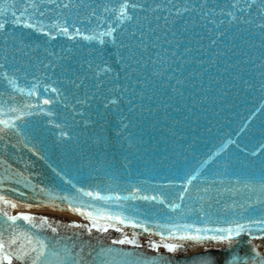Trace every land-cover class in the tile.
Listing matches in <instances>:
<instances>
[{
	"label": "water",
	"instance_id": "water-1",
	"mask_svg": "<svg viewBox=\"0 0 264 264\" xmlns=\"http://www.w3.org/2000/svg\"><path fill=\"white\" fill-rule=\"evenodd\" d=\"M0 25V264L264 262L261 0H0Z\"/></svg>",
	"mask_w": 264,
	"mask_h": 264
},
{
	"label": "snow or ice",
	"instance_id": "snow-or-ice-1",
	"mask_svg": "<svg viewBox=\"0 0 264 264\" xmlns=\"http://www.w3.org/2000/svg\"><path fill=\"white\" fill-rule=\"evenodd\" d=\"M261 3H264V0H261ZM0 27H2V25H0ZM261 27H264V25H261ZM45 103H48V101H45ZM5 203H11V201H4ZM12 207H16L15 203H12ZM4 215L8 217V220L12 221L13 223H15V221L18 219V217L15 216H9L7 212H4ZM25 221H32L33 217L30 216H23L22 217ZM108 219H111V217H108ZM45 222L46 221H42ZM123 222V221H121ZM93 226H95V222H93ZM53 231H55V229H53ZM220 231V230H217ZM239 235V232H237V236ZM191 239L195 240V239H199V237H191ZM210 239L212 240H216L219 239L220 241H224L225 239L231 241L234 239L233 236L231 235H221L219 237H211ZM168 248L169 252H174L175 249L173 246L168 245L166 246ZM0 248H2V245H0ZM33 251H35V249H33ZM40 258V254H38L36 257L32 258V264H37V261ZM5 259L7 260L8 257L5 256ZM10 264V262H9ZM137 264H139V262H137ZM194 264H235V259L230 258L228 256L224 257V259H213V258H209L208 255L206 254H197V258L194 260ZM262 264H264V262H262Z\"/></svg>",
	"mask_w": 264,
	"mask_h": 264
},
{
	"label": "bare ground",
	"instance_id": "bare-ground-1",
	"mask_svg": "<svg viewBox=\"0 0 264 264\" xmlns=\"http://www.w3.org/2000/svg\"><path fill=\"white\" fill-rule=\"evenodd\" d=\"M33 214H39V215H46L50 217H56L61 220H71L74 222V216H67V215H60V214H53V213H46V212H39V211H33Z\"/></svg>",
	"mask_w": 264,
	"mask_h": 264
},
{
	"label": "rangeland",
	"instance_id": "rangeland-1",
	"mask_svg": "<svg viewBox=\"0 0 264 264\" xmlns=\"http://www.w3.org/2000/svg\"><path fill=\"white\" fill-rule=\"evenodd\" d=\"M124 241H127V240H124Z\"/></svg>",
	"mask_w": 264,
	"mask_h": 264
}]
</instances>
